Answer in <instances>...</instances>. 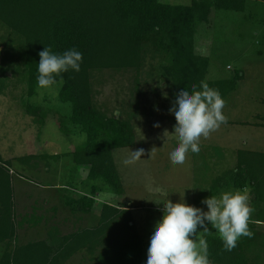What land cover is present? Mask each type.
<instances>
[{
  "label": "trees",
  "instance_id": "1",
  "mask_svg": "<svg viewBox=\"0 0 264 264\" xmlns=\"http://www.w3.org/2000/svg\"><path fill=\"white\" fill-rule=\"evenodd\" d=\"M248 3L249 0H191L189 4L162 0H0V39L16 41L13 45L25 66L26 88L21 98L25 112L42 125L47 116L53 115L66 136L81 132L85 141L72 151L74 163L87 168L89 179H100L116 194H123V179L113 149L136 145V109L117 115L104 110L96 101L93 79L108 71L131 70L140 76L146 69L150 75L155 68L158 83L169 88L171 105L182 87L192 83L199 86L200 81H206L225 97L236 88L241 74L207 79L210 56L199 51L197 34L203 25L213 27L216 10L245 13ZM46 46L57 53L73 47L83 53L80 70L62 72L53 84L58 87V105L50 99L47 105L28 101L38 89V53ZM137 76L136 81L141 78ZM171 120L175 123L173 112ZM257 125L264 126V117ZM56 155L59 154H52ZM27 159L31 157L20 158ZM10 163L0 156V264H69L75 258L86 264H142L146 242L128 201L103 202L95 224L77 225L67 232L52 225L47 237L20 242L21 229L46 224L47 215L56 217L58 210L53 206L42 214L36 211V219L33 212H19L12 173L6 166ZM209 187L206 197L247 188L253 209L248 223L253 235L241 236L231 251L224 248L215 229L203 233L209 264H264V258L260 259V252H264V231L260 228L264 222V153L239 149L237 163L216 174ZM99 190L100 186L94 184L90 194L67 193L63 203L78 221L92 212ZM204 198H200L201 203ZM205 206L202 203L199 207L204 210Z\"/></svg>",
  "mask_w": 264,
  "mask_h": 264
},
{
  "label": "rangeland",
  "instance_id": "2",
  "mask_svg": "<svg viewBox=\"0 0 264 264\" xmlns=\"http://www.w3.org/2000/svg\"><path fill=\"white\" fill-rule=\"evenodd\" d=\"M162 1L172 4L191 2ZM247 5L245 13L216 10L213 27L201 25L197 34L199 51L210 56L207 79L241 75L236 88L223 97L226 122L210 132L207 138L201 137L200 151L188 152L183 164H173L169 159L168 153L178 141L171 133L175 123L169 111V88L158 83L155 68L150 75L146 69L140 76L131 70L123 73L108 71L93 79L96 101L104 110L117 115L130 108L136 109L137 117L133 120L136 145L113 149L114 161L123 179V194H116L100 179H89L87 168L74 163L72 151L85 141L81 132L66 136L53 115L47 116L42 125L25 112L21 102L26 88L25 66L13 45L16 41L7 43L0 39V88L5 89L0 91V156L3 161H11L6 166L12 173L18 211L33 212L36 219L39 216L36 211L42 214L55 206L59 214L52 221L59 218L77 225L76 217L63 203L64 195L90 194L91 187L96 184L100 186L95 195L96 204L91 213L83 215L80 224H95L103 202L128 201L133 205L136 226L145 239L147 250L151 227L161 216L162 206L168 200L177 202L179 192L184 191L187 203L199 207L202 205L200 198H206L209 193L211 179L231 167L233 150V155L239 148L264 153V126L257 125L264 117V0H249ZM136 76L141 78L136 81ZM57 93L56 85L38 88L28 101L47 105L50 99L57 104ZM157 124L159 126H155ZM139 148L144 149L142 158L125 164L131 149ZM225 152L231 161L220 169L217 165L214 168V162L223 161ZM56 153L59 155L52 156ZM35 155L44 156L33 157ZM23 157L31 159L20 160ZM206 223L208 231L197 227L198 238L213 231L210 222ZM64 225L65 230L72 229L70 223ZM43 226L21 229L20 242L45 237L46 228ZM1 251L0 244V254ZM260 257L264 258V252H260ZM69 264L86 263L75 258Z\"/></svg>",
  "mask_w": 264,
  "mask_h": 264
},
{
  "label": "clouds",
  "instance_id": "3",
  "mask_svg": "<svg viewBox=\"0 0 264 264\" xmlns=\"http://www.w3.org/2000/svg\"><path fill=\"white\" fill-rule=\"evenodd\" d=\"M38 54V88L52 86L56 78L69 69L78 72L83 59V53L75 47L57 53L46 46ZM225 103L219 90L210 87L206 81H200L199 86L192 83L180 89L169 109L175 116L171 133L178 141L168 153L173 164H183L188 152L198 153L200 138H207L210 132L226 122ZM143 153V148L131 149L124 163L135 162ZM248 191L247 188L226 190L219 197H206L202 203L207 205V211L187 203L184 191H177L180 199L177 202L168 200L151 227L142 264H209L207 243L198 238L196 232L198 226L208 231L206 222H210L228 251L236 247L241 236L250 238L253 233L248 223L253 209L248 202Z\"/></svg>",
  "mask_w": 264,
  "mask_h": 264
},
{
  "label": "crops",
  "instance_id": "4",
  "mask_svg": "<svg viewBox=\"0 0 264 264\" xmlns=\"http://www.w3.org/2000/svg\"><path fill=\"white\" fill-rule=\"evenodd\" d=\"M252 1H255V0H252ZM248 9V8H247ZM240 149V148H239ZM238 149V150H239ZM238 150L236 151V153L233 155V152H234V150H233V152H232V161H231V158L227 155L226 156V152L223 154V156H224V159H223V163L222 162H214L215 164H214V168H215V166L216 167H218L219 169L222 167V166H224L225 164H226V162H228L229 160L232 162V164L230 165L231 167H233L236 163H237V161H238ZM234 156V157H233ZM231 167H229V168H231ZM21 178H20V176H19V180H20ZM53 214V213H52ZM57 214H59V210L57 211ZM54 216V215H53ZM56 217H57V215H56ZM55 216L54 217H51V214L49 215V220H47V221H49V222H47L46 224H44L45 226H43V227H45L46 228V235H45V237H47V235H48V233H49V231L54 227V226H52V225H55V226H58L59 228H60V230L61 231H63V232H67V231H70V230H72L73 228H74V226H77V225H82V224H80L81 223V220L83 219V218H81L80 220H75V222H77L76 224L77 225H74L75 223L72 221H69V222H66L65 220H64V222L61 220V219H56V220H54V221H52V219L54 218H56ZM66 223H70L71 224V226H72V229H70V230H65V225L64 224H66ZM87 225H92L91 223L90 224H87ZM264 222H262V225L260 226V228L264 231ZM45 237H43V238H45Z\"/></svg>",
  "mask_w": 264,
  "mask_h": 264
}]
</instances>
